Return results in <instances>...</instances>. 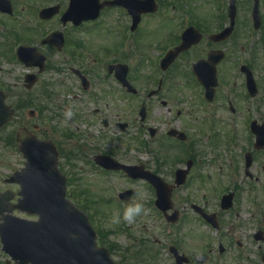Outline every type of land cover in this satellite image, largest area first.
<instances>
[{
  "label": "rangeland",
  "instance_id": "obj_1",
  "mask_svg": "<svg viewBox=\"0 0 264 264\" xmlns=\"http://www.w3.org/2000/svg\"><path fill=\"white\" fill-rule=\"evenodd\" d=\"M237 1L240 8H248L249 14L252 0ZM221 4L222 0H178L173 6L220 8L217 5ZM260 8L264 9V0H260ZM256 40H258L257 36ZM251 41V38H247L244 44L248 60L252 61L256 70L259 97L256 100L246 98L242 104L246 108L244 118L233 119L225 113L224 119H220L219 116L208 119L206 107L198 109L195 107V99L190 97L195 95L192 87H187L184 91L173 90L174 95L179 93L175 95L181 102L179 108L184 110L193 107L195 111L191 114L185 113L186 115L180 120L170 119L175 113L167 115L164 108L153 102L151 106L154 112L149 115L147 124L159 129L161 134L152 141L148 140V134H142L140 138L135 137L134 127L131 126L124 134L115 127L102 131L98 120L100 117L109 116L110 110L107 113L108 107L105 104L112 105V102L116 104L115 109L118 108L115 113L118 114L120 121L127 122L134 111L138 117L140 102L145 101V98H130L117 89L110 80H103L100 89L109 91L110 97L99 95L100 104L93 105L89 102V96L83 95L78 90L79 86L72 77L52 71L41 76L38 85L29 93H23L20 85L25 71L15 60L0 56V83L4 91L7 90L9 93L8 105L16 107L20 101L27 102L24 108H20L18 112L15 111L12 122L0 129V192L9 190L16 194L18 191L16 186L6 185L3 182L5 178L24 166V160L14 143L17 130L26 128L33 132V127L37 126L39 131L35 135L38 139L54 141L61 149L59 168L67 178L68 194H71L72 200L77 201L80 206H87L89 212L86 211V213L91 214V223L94 227L99 226L98 223H100L99 227L103 228L104 232L108 231V241L119 248L112 254V258L119 264H143L138 260L148 257L146 255L142 258H134V250L130 251L131 247L134 249L150 247L157 251L156 264H173L167 253V247L174 242L178 244L180 252L191 258V264H261L259 257L264 252V239L257 241L254 235L257 231H262L264 234V151L263 153L253 152L254 164L251 172L258 178V182L245 177L243 160L246 152H252L254 142V137L249 132L250 121L255 119L259 123H264V49L259 48V41L250 46ZM141 61L142 64H140ZM145 63L144 60L133 59L135 75H144L136 81L139 91L142 92L149 89L148 84L151 82L145 78V76L149 77ZM64 75L67 76L68 81ZM64 82L69 87L76 86L77 90L67 92ZM45 90H49L48 96H45ZM226 91L242 93L240 80L232 78L231 84L221 86L220 95H225ZM93 92L98 94L96 91ZM79 100H82L81 104ZM186 102L190 104L185 106ZM73 107L75 108L73 111L69 109ZM96 107L99 109V114L93 117L90 112ZM29 110L35 112L32 118L27 116ZM75 113L80 114L85 121L70 122V116ZM111 119L114 121L117 117ZM167 127L179 128L187 134L190 140L189 147L196 151L197 161L194 172L189 175L186 184L173 192L174 206L178 209L186 208L188 204L182 203V200L200 206L205 205L206 209L217 214L220 223L217 232L196 222L195 216L189 209L182 211L181 223L174 228L168 227L163 219L152 214H141L133 223L124 222L123 219L118 225L110 222L112 215L116 212L123 217V212L128 206L117 202L119 192L127 188H136L138 193L132 202L143 204H146L152 195L141 182L132 184L119 174L98 173L91 165L92 157L100 150L109 153L116 151L115 157L125 163L141 162L155 170L158 161L151 151L158 149L161 144L170 145V141L162 134ZM75 129L80 133H76ZM69 130L75 132L73 138L63 136V133ZM214 133L217 134V144L213 142ZM101 134H106L108 137L100 138ZM6 140L9 144H6ZM175 146L179 149L169 148V150H172L176 156L182 149L188 148V145L183 144ZM67 155L70 157L67 158ZM170 164H163L158 172L167 183L172 184L174 171L184 162ZM233 188L237 189L233 207L228 211H221L220 197L231 192ZM98 209L103 212L99 216L95 215ZM149 212L147 210V213ZM184 217L190 220L189 223L184 221ZM136 240L139 241L135 242ZM155 240H160L161 244L157 245ZM219 243L225 248L222 255L218 254ZM204 247L208 249V253L204 252ZM5 260H8V257L0 252V263Z\"/></svg>",
  "mask_w": 264,
  "mask_h": 264
},
{
  "label": "flooded vegetation",
  "instance_id": "obj_2",
  "mask_svg": "<svg viewBox=\"0 0 264 264\" xmlns=\"http://www.w3.org/2000/svg\"><path fill=\"white\" fill-rule=\"evenodd\" d=\"M103 1L107 0H99V3ZM9 2L12 13L9 15L0 13V40L5 41L7 47L9 46L5 52L0 53L1 58L5 56L13 59L19 46L36 47L38 52L46 57L44 73L55 71L58 74H67L74 78L81 91L82 85L78 75L89 80L90 89L83 91L82 94L88 96V93L96 91L98 94H90L92 101L89 102L93 105L100 104L99 95L110 97L109 91L100 89L103 80H110L117 89L121 88L114 74L109 73L110 66L119 63L126 64L128 66L127 78L129 82L131 81L132 76H135L133 63H130L135 59L134 57L150 60L148 75L162 78L158 80L156 87H154V79L150 82L148 93L157 89L159 82L161 85L158 93L150 98L151 101L146 109V120L154 112L151 106L153 102L164 108L167 115L175 113L170 119L180 120L185 113H193L195 111L193 107L184 110L179 108L181 102L176 97L179 93H175V96L172 92L173 90L184 91L187 87L197 90L198 101L196 102L206 106L211 116L216 113L220 119H224L228 110L232 117L244 118L246 108L242 104L246 97L242 66H247L251 70L258 87L256 70L252 61L248 60L247 49L243 45L247 39L249 27L247 8H236L233 31L229 36L216 41V35L222 33L230 25L229 8H175L174 6L155 8L153 12L142 14L136 27L132 29L133 18L125 8H72V0H9ZM169 3V0H162L161 4L168 6ZM47 8H51L55 14L41 18V11ZM66 12V18L63 21V14ZM260 17L261 25L257 32V39L259 48L264 49V9L260 10ZM189 29L192 30L188 33L192 45L180 51L166 70L162 71L161 60L179 47L184 33ZM58 32L63 38L61 51H57L52 45L42 44L45 38ZM213 53H217L219 59L214 65L218 87L214 101L204 103V90L195 81L194 65L200 62L207 63L209 55ZM202 67H209V65L203 64ZM36 71L37 69H31L25 71L23 75L25 77L26 72L35 73ZM64 77L68 81L67 76L64 75ZM232 78L240 80L242 93L226 91L227 99L223 102L226 96H218L219 89L221 86L231 84ZM21 85L24 86L23 80ZM67 90L71 92L77 88L71 86ZM189 104L186 102L185 106ZM194 104H196L195 101ZM105 105L108 107L107 113L110 110L109 118H118V114L115 113L118 110V108L115 109L116 104L112 102V105ZM94 114H97V110H94ZM118 119L111 122L112 119L103 118L100 121L103 125L105 120V128H109L118 127ZM141 128H144V123H141ZM147 129V127L144 128V131ZM181 159L183 156L176 158V160ZM192 160L194 167L195 160ZM144 205L150 211L146 214L162 218V214L153 207L152 196ZM23 218L29 221L37 219L36 216H23ZM156 243L160 245L161 241L156 240ZM0 264L12 263L5 260Z\"/></svg>",
  "mask_w": 264,
  "mask_h": 264
},
{
  "label": "water",
  "instance_id": "obj_3",
  "mask_svg": "<svg viewBox=\"0 0 264 264\" xmlns=\"http://www.w3.org/2000/svg\"><path fill=\"white\" fill-rule=\"evenodd\" d=\"M258 1L254 0L253 15L257 16ZM103 5H120L125 8H154L153 1L116 0L105 2ZM102 7V6H101ZM230 8H235L234 0L230 1ZM22 50L18 51L22 59ZM24 61V60H23ZM214 72V71H213ZM199 80L207 88L208 99L212 98V90L208 84L216 85L215 75L212 77L198 75ZM206 79V80H205ZM125 82L124 76L121 78ZM248 89L251 95L255 94V87L248 78ZM13 111L5 105L3 93L0 91V127L12 117ZM251 131L256 136L254 148L264 146V131L256 122H252ZM180 139L185 137L180 134ZM18 150L26 160L25 167L15 173L10 182L20 185L21 199L14 207L8 206L9 194H0V214L10 213L13 208L28 213L39 215L37 222H25L7 216L3 217L0 224V238L2 251L12 260H19V264H115L109 259L105 249L95 247V233L89 225L87 216L79 212L65 198V178L57 169V153L55 147L49 142H39L25 130H20L17 135ZM246 174L251 176L248 169L252 158L245 156ZM95 161L106 169H122L132 178L148 180L156 189V205L163 212L171 208L170 188L159 178L143 172L141 167H125L117 164L108 157H97ZM186 171H178L176 184L181 185L186 176ZM133 191L125 192L121 198L128 199ZM232 195L223 197L222 208L231 206ZM203 215V214H202ZM205 219L216 226L214 216H205ZM176 212L168 217L175 221ZM262 234L258 233V238ZM180 261L183 259L178 258ZM264 259V257H263ZM77 262V263H76Z\"/></svg>",
  "mask_w": 264,
  "mask_h": 264
},
{
  "label": "clouds",
  "instance_id": "obj_4",
  "mask_svg": "<svg viewBox=\"0 0 264 264\" xmlns=\"http://www.w3.org/2000/svg\"><path fill=\"white\" fill-rule=\"evenodd\" d=\"M146 213L147 209L143 203L131 202L124 210L123 217H121L119 212H116L112 215L110 222L118 225L121 223V219H123L124 222L133 223L137 217Z\"/></svg>",
  "mask_w": 264,
  "mask_h": 264
}]
</instances>
